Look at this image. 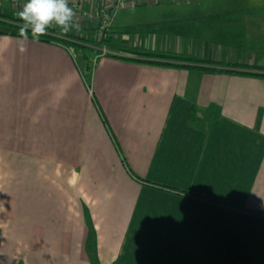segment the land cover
I'll list each match as a JSON object with an SVG mask.
<instances>
[{
	"label": "crops",
	"instance_id": "1",
	"mask_svg": "<svg viewBox=\"0 0 264 264\" xmlns=\"http://www.w3.org/2000/svg\"><path fill=\"white\" fill-rule=\"evenodd\" d=\"M177 3L203 9L178 30L112 23L117 48L92 75L71 44L28 38L21 53L0 33V264H264V78L119 49L264 67V0L150 1L114 21Z\"/></svg>",
	"mask_w": 264,
	"mask_h": 264
},
{
	"label": "trees",
	"instance_id": "2",
	"mask_svg": "<svg viewBox=\"0 0 264 264\" xmlns=\"http://www.w3.org/2000/svg\"><path fill=\"white\" fill-rule=\"evenodd\" d=\"M0 14L1 17L5 18V19H0V26H2L1 24H4L3 27L9 28L7 29V31L6 30L0 31V33H9L15 36H19V26L22 23V21H20V19L17 16H15L14 13H0ZM92 29L95 34L96 26H94ZM94 34L93 36L88 38L90 42V44H88L89 48H92V46H98V47L106 46L109 50H111V48H117V46L111 42V36L108 35L107 37H102L101 39L96 40ZM29 38H31L30 33H29ZM40 41L70 42L71 38L65 35H61L60 30L58 28L50 27L48 29V34L45 36H41ZM73 42H74L73 44H76L75 41ZM119 49L131 55L132 58H134L136 61H140V62H150L158 65L175 66V67L200 70V71H225L228 73L250 74L264 78V67L255 64L245 65L240 63H228V62L224 63L217 60L199 58L190 54L165 53V52H158L151 50H141L138 48L122 49L121 47H119ZM87 66L89 67L88 64ZM87 81L90 84L91 81L89 80L88 76H87ZM191 120L196 121L195 113L192 115Z\"/></svg>",
	"mask_w": 264,
	"mask_h": 264
},
{
	"label": "rangeland",
	"instance_id": "3",
	"mask_svg": "<svg viewBox=\"0 0 264 264\" xmlns=\"http://www.w3.org/2000/svg\"><path fill=\"white\" fill-rule=\"evenodd\" d=\"M178 6H172V7H167L163 6L160 7L161 4L159 5H152V7H149L145 9L146 6L142 5L140 9H135L133 11L128 12V14L124 13H119L117 15V18L113 22V30L117 35L124 36L126 33L132 32L133 34H139V32H145L147 28L146 24L151 23L150 25H154L155 28L158 27L156 26L161 19L165 20L168 19V21H174L177 24L174 26L175 30L180 29L181 27L179 25H184L183 19H181V16H185L187 13H196L203 8L201 7H191L187 9L182 3H177ZM183 6V7H182ZM140 7V6H139ZM124 8H121V10ZM120 10V11H121ZM191 11V12H190ZM17 16V13L14 14ZM0 19H5L4 17H1L0 14ZM91 20H85L81 23V28H73L67 35V37L71 38L70 42H66L68 44H71L72 48L77 49V51L82 50L84 52V55L86 52L88 54H91V63L89 64L88 70L92 69V60L97 51H100L97 47H92L89 48L88 44H90L88 38L93 36L94 31L91 28L90 22ZM76 23V22H75ZM154 23V24H153ZM166 22H160L159 27H162L164 32L170 30L169 26H166ZM4 26V24H1ZM79 26V25H78ZM197 26V24L195 25ZM54 28H57L53 26ZM173 28V29H174ZM194 30V28H193ZM192 30V31H193ZM180 32V31H178ZM95 35V34H94ZM80 36V37H79ZM75 41L76 44H73ZM84 43V44H82ZM98 45V44H97ZM83 72V76L85 78V73L87 71V66H86V71L84 72V69H81Z\"/></svg>",
	"mask_w": 264,
	"mask_h": 264
},
{
	"label": "clouds",
	"instance_id": "4",
	"mask_svg": "<svg viewBox=\"0 0 264 264\" xmlns=\"http://www.w3.org/2000/svg\"><path fill=\"white\" fill-rule=\"evenodd\" d=\"M75 11L69 6L68 0H27L17 17L22 21L19 26V44L21 53L27 51L26 41L38 42L41 36L48 34L50 27H57L61 35H67L78 24L73 22Z\"/></svg>",
	"mask_w": 264,
	"mask_h": 264
},
{
	"label": "built area",
	"instance_id": "5",
	"mask_svg": "<svg viewBox=\"0 0 264 264\" xmlns=\"http://www.w3.org/2000/svg\"><path fill=\"white\" fill-rule=\"evenodd\" d=\"M94 1L98 2V6L95 13V18H92V12L85 8V5L92 3ZM162 2L166 0H68L69 6L72 7L75 11L74 20H91L96 19V30H95V39L99 40L102 37H107L110 34L112 28V23L117 12L124 6L136 5L146 2ZM176 1H187V0H176ZM94 16V15H93ZM100 51L96 52L92 60V69L88 72V75H92L94 64L97 58L101 55L111 54L112 51L109 50L106 46H101L98 48ZM81 75L83 72L80 70ZM85 75V74H84ZM84 82L88 91L91 93V85L87 81V77L83 76Z\"/></svg>",
	"mask_w": 264,
	"mask_h": 264
}]
</instances>
